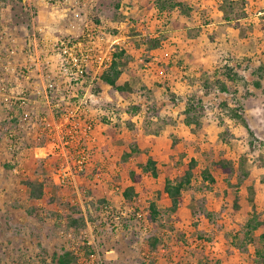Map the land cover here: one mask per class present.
Instances as JSON below:
<instances>
[{"label":"rangeland","instance_id":"rangeland-1","mask_svg":"<svg viewBox=\"0 0 264 264\" xmlns=\"http://www.w3.org/2000/svg\"><path fill=\"white\" fill-rule=\"evenodd\" d=\"M156 1H2L0 264H56L66 251L75 264L264 263L261 229L242 249L230 243L236 234L243 243L252 207L264 219V0H172L181 7L169 12ZM77 38L84 45L63 53ZM117 47L136 60L127 99L97 79ZM225 61L236 93L216 89ZM130 145L136 153L121 160L116 148ZM151 156L158 179L140 169ZM217 157L236 168L248 212L232 211L231 184L203 179ZM190 160L196 173L172 213L161 181ZM130 170L142 175L135 207L121 193ZM27 179L42 182L41 198L30 197Z\"/></svg>","mask_w":264,"mask_h":264},{"label":"trees","instance_id":"trees-1","mask_svg":"<svg viewBox=\"0 0 264 264\" xmlns=\"http://www.w3.org/2000/svg\"><path fill=\"white\" fill-rule=\"evenodd\" d=\"M156 6L159 11H173L178 7H181V4L178 2H174L172 0H157ZM154 41V40H153ZM149 41L147 40V44ZM149 47V46H148ZM128 50L123 47H117L112 52L110 62L97 74V79L104 84L114 88L118 95L127 99L131 95V88L129 86L130 78L135 74L134 67L136 64V60H134L130 54L127 52ZM226 62V63H225ZM222 65V69L215 70L216 77V89L221 93H236L238 91L239 86L237 85V74L234 72L233 68L225 61ZM126 72L131 76H126ZM126 76L124 79L122 77ZM186 124V122H185ZM168 128V126H167ZM169 129V128H168ZM170 131L172 145L177 147L180 144L179 138L175 133V130L172 128ZM110 139L113 140L114 136H110ZM110 141V140H109ZM117 156L120 157L121 160L126 161L130 157H132L136 153V148L127 146L126 148H116ZM156 159L155 157H148L147 160L141 164L140 169L141 172L146 174L147 176L158 179V171L156 167ZM211 171L209 169H205L201 172L203 179L209 182L210 188L216 184V177H218L222 184H231V188H234L233 193L229 195L231 199V208L233 212L238 213L241 210L249 211V205L251 200H248L246 196L242 194L238 189L242 184V180L236 178V181L232 182V179L235 177V173L237 172L236 168L228 162L224 160L222 157H217L211 160ZM196 162L194 160H190L189 162L183 164L181 175L175 180H170L169 178H164L161 181V189L167 196L170 207L169 211L172 213H177L179 205L182 202V192L190 185L193 176L196 173ZM213 171V172H212ZM129 178L131 181V185L124 186L121 190L122 197L124 203L131 207L137 206V199L139 198V186L142 179L141 174H137L134 170H130ZM24 184L29 189V195L32 199H39L43 196L44 187L42 182L35 183L31 179H27ZM253 211L250 215L249 220L245 224V231L243 232V243H238L237 235L231 236L230 243L233 247L242 249L246 247L247 244L251 242H255L254 232L261 229L262 232L258 235V241L260 242V247L255 250V254L258 259L264 260V219H261L258 212H256V207H252ZM148 219L151 222H155L156 217L158 215L157 208L154 204L150 203L148 205ZM69 223L72 226H77L81 223L80 219H71ZM157 240L153 238L151 241L147 242V245L151 247L150 249H155ZM91 252V248H87V254ZM56 264H75L77 261V257L74 256L70 252H64V254L59 255L56 258ZM264 264V263H263Z\"/></svg>","mask_w":264,"mask_h":264},{"label":"built area","instance_id":"built-area-1","mask_svg":"<svg viewBox=\"0 0 264 264\" xmlns=\"http://www.w3.org/2000/svg\"><path fill=\"white\" fill-rule=\"evenodd\" d=\"M2 1H4V0H0V24H1V21L4 19V16H3L2 13L4 12L5 9L8 8V5L4 6V2H2ZM19 1L22 2V4L25 5L26 8L35 9V8H37L39 6H42L43 3H44V5L49 4V3L52 4V5L53 4L54 5H58V2L65 3L67 1H69L68 2L69 5L73 4V5L79 6L82 2H85L86 0H19ZM64 44H65L64 40L60 41V45L61 46H63ZM82 45H84V42L81 39L77 38V40H75L74 43H70L68 41L67 44H66L68 49H67L66 46H64L62 48V50H63V53H67V50H69V49L72 50L74 47H76V46L81 47ZM111 56H112V54H111ZM111 56L108 57L106 59V61L109 60V62H110ZM81 61L83 62V60H81ZM81 61L79 62V58H76V57H74L72 59V62H73L72 65L74 67H76V70H75V72H77L76 74H78V72H79V74L83 73V70L81 68L82 67V62ZM104 67H105L104 60L101 59L100 62H99L98 69L102 70ZM67 168L71 172L72 167L70 165H67Z\"/></svg>","mask_w":264,"mask_h":264}]
</instances>
